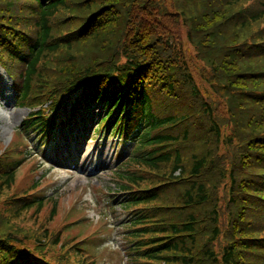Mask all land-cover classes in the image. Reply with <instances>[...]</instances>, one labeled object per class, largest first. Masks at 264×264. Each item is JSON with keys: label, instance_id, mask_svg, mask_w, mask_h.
Segmentation results:
<instances>
[{"label": "trees", "instance_id": "16d2710c", "mask_svg": "<svg viewBox=\"0 0 264 264\" xmlns=\"http://www.w3.org/2000/svg\"><path fill=\"white\" fill-rule=\"evenodd\" d=\"M0 66L41 146L68 104L130 143L111 178L127 263L264 264V0H0ZM17 164L0 264H94L55 203L27 223L45 197L12 193Z\"/></svg>", "mask_w": 264, "mask_h": 264}, {"label": "rangeland", "instance_id": "374dc122", "mask_svg": "<svg viewBox=\"0 0 264 264\" xmlns=\"http://www.w3.org/2000/svg\"><path fill=\"white\" fill-rule=\"evenodd\" d=\"M188 48L192 51L191 46ZM16 102L11 80L0 67V161H18L12 193L21 194L37 181L36 187L27 191L36 199L45 197L41 211L36 213L32 208L27 212V223L39 225V216H46L54 203L55 225L81 220L90 210L91 218L82 219L84 222L81 221L78 228L73 225L70 231L78 230L86 239L87 253L97 254L96 258L102 261L99 264H118L120 253L101 252V248L104 242L110 244V249L124 246L119 224L120 207L112 203L113 211L108 214L107 201L113 197L109 192L116 188L111 178L113 169L120 163L118 154H122L124 160L129 154L130 143L116 142L117 139L105 135V131L96 132L98 121L106 111L101 104H92L79 108L71 124L55 126V138L43 148L39 143L40 133L19 129L31 108L17 106ZM61 110L65 115L67 106ZM103 208H106V215H100ZM93 237L98 238L92 240Z\"/></svg>", "mask_w": 264, "mask_h": 264}]
</instances>
